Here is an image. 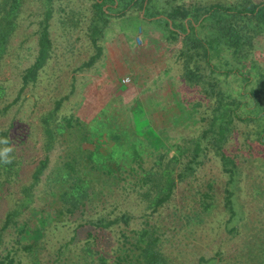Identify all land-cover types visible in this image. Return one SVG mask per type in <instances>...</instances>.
<instances>
[{
  "label": "trees",
  "instance_id": "1",
  "mask_svg": "<svg viewBox=\"0 0 264 264\" xmlns=\"http://www.w3.org/2000/svg\"><path fill=\"white\" fill-rule=\"evenodd\" d=\"M25 1L0 0V67ZM55 1L42 0L36 57L20 74L21 85L17 96L8 105L0 107V114L17 102L29 84L37 81L39 71L50 57L49 27ZM148 1L93 0L89 34L95 52L81 66L89 67L101 57L102 46L98 44V39L108 18L123 17L132 6L144 9L143 17H148ZM150 14V17H154L153 13ZM158 18L162 19L166 28L168 41L181 39L182 45L177 50L176 58L182 65L181 79L184 84L195 87L196 92L203 95V100L210 101V114L201 117L206 120V127L190 139L189 145L164 142L159 148H154L146 139L143 127L148 123L141 114L127 116L123 125H120L114 112L108 113L101 107L92 118L94 124L90 125L80 114L59 116L58 110L68 96L56 99L55 105L40 116L44 157L37 160L29 183L21 186V197L16 205L6 210L0 223V264H17L18 250L27 251L32 264H41L42 243L22 242L33 222H29L28 217L26 220L18 217L27 209L35 208L31 205L34 201L33 190L43 179L46 185L45 207L52 211L47 212L49 220L43 221L42 232L45 225L51 222L54 225L60 222L75 223L73 235L58 246L54 259L48 264H173L160 248V234L148 219L144 220L143 226L133 228V217L127 210L116 211L115 206L111 211L91 208L98 206L94 204L95 201L103 202L107 192L116 189L128 195L133 193L146 210L156 213L170 202L177 183L194 175L206 163L210 152L218 158L227 176L223 207L228 218L224 221V228L232 236L240 234L239 227L244 224H240V213L231 189L240 165L227 153L225 144L233 136L238 122H254L256 138L247 140L248 147L254 154L264 156V150L259 147L264 145L263 76L256 75L254 81L252 75L240 71V63L250 58L256 38L264 33V0H235L228 4L215 2L208 5L193 3L188 6L177 4L165 16ZM224 53H229L232 59L224 57ZM250 67L255 69V63L252 62ZM218 75H232L247 88L236 95L229 94L221 87ZM4 95L5 86L0 79V104ZM195 105L199 106L201 102L197 101ZM186 116H190V112L183 115L181 110L174 120L177 122ZM130 120L134 121L133 126L127 125L126 121ZM147 128L152 129L149 126ZM13 133L9 127L0 129V139L9 138L10 146L14 148L12 163H0V203L9 194L13 183L19 180L26 163L25 141L21 139L15 142ZM98 135L107 140L105 151L99 144L93 143ZM253 140L256 144L252 143ZM65 142L67 145L59 154L60 158L51 164L49 152L56 143ZM156 143L161 142L157 140ZM170 151L172 154L168 155ZM146 157L151 160H146ZM181 157H185L184 162ZM198 193L201 211H196L191 218L199 217L201 222V212L209 211L212 206L209 201L212 195L210 190H200ZM89 211H95L97 216L89 217ZM259 233L261 229L251 234L254 243L251 246L254 248L249 245L246 254L237 252L232 258H223V264H264V241ZM8 236H11L9 240ZM10 240L13 244L9 247ZM78 241H83L81 253L76 259L69 258L64 249ZM211 260L214 257L201 256L197 264H208Z\"/></svg>",
  "mask_w": 264,
  "mask_h": 264
},
{
  "label": "rangeland",
  "instance_id": "2",
  "mask_svg": "<svg viewBox=\"0 0 264 264\" xmlns=\"http://www.w3.org/2000/svg\"><path fill=\"white\" fill-rule=\"evenodd\" d=\"M234 1L149 0L146 2L148 17H143L144 9L132 6L126 10L123 17L108 18V23L98 39V44L102 46L101 57L91 66L82 67V63L95 52L89 34L93 0H56L49 27L50 57L39 71L37 81L29 84L17 102L10 105L4 114H0V129L9 127L12 133L14 132L12 136L15 135V142L24 140L23 148L27 154L23 173L0 203V223L6 210L16 205L21 197V186L29 183L35 163L44 157L40 116L55 105L56 99L64 95L68 97L63 100L58 110L59 116L80 114L86 122L93 125L92 118L104 107L108 113L114 112L118 117L117 122L123 125L127 116L141 114L148 123L143 129L152 147L159 148L164 142L189 145L190 139L199 135L206 127V120L201 117L210 114L211 104L210 101L203 100V95L196 92L195 87L184 84L181 79L182 65L176 58L177 50L182 45L181 39L168 41L166 28L158 17L165 16L170 8L177 4H228ZM42 6V0H26L18 15L17 28L10 37L7 52L1 61L0 79L5 86V95L0 107L8 105L17 96L21 85L20 74L36 57L37 30L42 18ZM150 13H153L154 17H150ZM137 36L141 39L140 42ZM125 42L134 47L133 60L119 59ZM149 48L155 53L152 57ZM108 50H111L109 54L115 56L108 57L107 62L105 51ZM223 55L232 59L229 53ZM252 62L255 63V69L250 67ZM126 70L129 72H125ZM240 71L252 75L254 81L256 75H262L264 81V33L256 38L250 58L240 63ZM124 76L130 78L126 84L120 82V78ZM217 77L221 87L229 94L236 95L247 88L232 75ZM116 82L117 85L113 84ZM184 85L187 87H183ZM197 101H200L201 105L196 106ZM182 106L184 107L181 108ZM184 109L186 112L183 113ZM181 110L183 115L190 112V116L175 122L174 119L181 114ZM126 122L128 126H133V120ZM147 126L152 129L148 130ZM255 130L254 122H238L233 136L225 144L227 153L240 165L239 173L231 184L234 202L241 217L240 224H244L239 227L240 234L232 236L224 228V221L228 218V213L223 207V189L227 176L212 152L194 175L177 183L170 202L156 213L146 210L133 193L128 195L116 189L107 192L103 202L95 201L94 204L98 206L91 210L111 211L115 207L116 211L127 210L133 217V228L143 226L144 220L148 219L150 225L157 228L160 234V248L173 264H197L201 256L214 257L208 264H223V258H232L237 252L246 254L248 246L254 245L251 237L253 231L261 229L259 236L264 241V156L254 154L247 141L256 138ZM96 138L93 143L99 144L105 151L106 138L101 135ZM157 140L161 143L157 144ZM252 143H255L254 140ZM66 145V142L56 143L49 152L51 164L60 158L58 156ZM86 146L92 147L91 144ZM259 147L264 150V145ZM171 154L172 151L168 155ZM146 160L151 159L146 157ZM181 160L184 162L185 157H181ZM45 187L43 179L33 190L34 201L31 205L35 208L27 209L18 217L21 220L28 217L29 222H33L22 242L42 243L41 264H48L54 259L58 246L70 239L75 226V223L60 222L54 225L48 221L49 224L45 225L42 232L43 221L49 220L47 212L52 211L45 207ZM200 190H210L212 195L209 199L212 206L209 211L201 212V222L199 217L191 218L196 211H201L198 203ZM89 213L91 218L97 216L95 211ZM10 238L11 236L7 237L8 240ZM11 241L8 243L9 247L13 244ZM82 244L83 241L70 243L64 249L65 255L76 259L81 253ZM16 247L14 244V248ZM26 252L17 251V264H32L31 256Z\"/></svg>",
  "mask_w": 264,
  "mask_h": 264
},
{
  "label": "crops",
  "instance_id": "3",
  "mask_svg": "<svg viewBox=\"0 0 264 264\" xmlns=\"http://www.w3.org/2000/svg\"><path fill=\"white\" fill-rule=\"evenodd\" d=\"M145 34V33H144ZM138 37V36H137ZM131 39V38H130ZM140 38L138 37V41L140 42ZM134 47H131V45L130 44H128V42L126 43L125 42V48L122 50V54H121V56L119 57V59H123V60H133L134 59V57H135V54L133 53L134 52V49H133ZM136 48V47H135ZM145 47H143V49H144ZM133 50V51H132ZM149 50V54H151V57H152V55L153 54H155L154 53V51L152 50V49H148ZM111 50H108V51H105L106 53H105V57H106V61L108 60V57H114L115 55H112L111 53L109 54V52H110ZM156 55H158V53H156ZM115 58H117V57H115ZM108 62V61H107ZM129 67H126V69H128ZM125 72H129L128 70H126ZM121 79V78H120ZM109 79H107V81H108ZM118 80V79H117ZM151 80H152V78H151ZM114 81H116L115 79H114ZM112 82V81H111ZM119 82V81H118ZM118 82H116V83H113V84H118ZM153 82V81H152Z\"/></svg>",
  "mask_w": 264,
  "mask_h": 264
},
{
  "label": "clouds",
  "instance_id": "4",
  "mask_svg": "<svg viewBox=\"0 0 264 264\" xmlns=\"http://www.w3.org/2000/svg\"><path fill=\"white\" fill-rule=\"evenodd\" d=\"M0 145H4V147H0V163L2 164H11L14 157L11 155L13 153L14 148L10 146L9 138L0 139Z\"/></svg>",
  "mask_w": 264,
  "mask_h": 264
},
{
  "label": "built area",
  "instance_id": "5",
  "mask_svg": "<svg viewBox=\"0 0 264 264\" xmlns=\"http://www.w3.org/2000/svg\"><path fill=\"white\" fill-rule=\"evenodd\" d=\"M129 77L128 76H124V77H122L121 79H120V82L122 83V84H126V83H128L129 82Z\"/></svg>",
  "mask_w": 264,
  "mask_h": 264
}]
</instances>
